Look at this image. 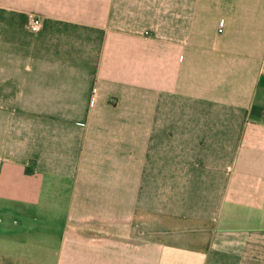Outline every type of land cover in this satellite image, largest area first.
<instances>
[{
    "label": "crops",
    "instance_id": "crops-1",
    "mask_svg": "<svg viewBox=\"0 0 264 264\" xmlns=\"http://www.w3.org/2000/svg\"><path fill=\"white\" fill-rule=\"evenodd\" d=\"M0 264H264V0H0Z\"/></svg>",
    "mask_w": 264,
    "mask_h": 264
},
{
    "label": "built area",
    "instance_id": "built-area-1",
    "mask_svg": "<svg viewBox=\"0 0 264 264\" xmlns=\"http://www.w3.org/2000/svg\"><path fill=\"white\" fill-rule=\"evenodd\" d=\"M46 20L43 17H36V16H31L30 18V28L33 31H39L46 26Z\"/></svg>",
    "mask_w": 264,
    "mask_h": 264
}]
</instances>
